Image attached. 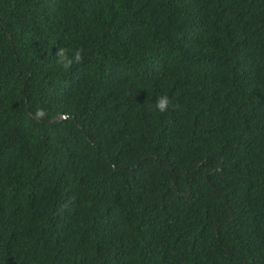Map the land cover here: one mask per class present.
Returning <instances> with one entry per match:
<instances>
[{
  "label": "trees",
  "instance_id": "16d2710c",
  "mask_svg": "<svg viewBox=\"0 0 264 264\" xmlns=\"http://www.w3.org/2000/svg\"><path fill=\"white\" fill-rule=\"evenodd\" d=\"M0 264H264V0H0Z\"/></svg>",
  "mask_w": 264,
  "mask_h": 264
},
{
  "label": "clouds",
  "instance_id": "9594fccd",
  "mask_svg": "<svg viewBox=\"0 0 264 264\" xmlns=\"http://www.w3.org/2000/svg\"><path fill=\"white\" fill-rule=\"evenodd\" d=\"M83 49H77L72 54H69V50L65 48H60L56 53V64L59 65L62 70L69 71L74 65H78L83 60ZM169 98L167 95H162L157 97L154 109L159 113L163 114L168 111L169 108ZM46 115L44 110H38L36 113L37 117L43 118Z\"/></svg>",
  "mask_w": 264,
  "mask_h": 264
},
{
  "label": "water",
  "instance_id": "95a60500",
  "mask_svg": "<svg viewBox=\"0 0 264 264\" xmlns=\"http://www.w3.org/2000/svg\"><path fill=\"white\" fill-rule=\"evenodd\" d=\"M62 118H64V116H59V117H57V119H62Z\"/></svg>",
  "mask_w": 264,
  "mask_h": 264
}]
</instances>
